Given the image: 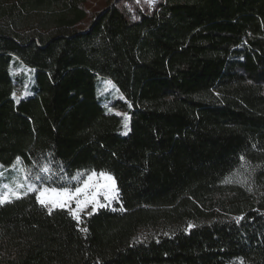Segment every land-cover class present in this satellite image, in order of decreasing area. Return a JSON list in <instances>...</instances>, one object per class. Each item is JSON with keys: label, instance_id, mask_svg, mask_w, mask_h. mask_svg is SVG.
I'll return each mask as SVG.
<instances>
[{"label": "trees", "instance_id": "1", "mask_svg": "<svg viewBox=\"0 0 264 264\" xmlns=\"http://www.w3.org/2000/svg\"><path fill=\"white\" fill-rule=\"evenodd\" d=\"M89 3L0 0V164L106 172L120 202L84 228L33 192L0 203V264H264V0Z\"/></svg>", "mask_w": 264, "mask_h": 264}, {"label": "rangeland", "instance_id": "2", "mask_svg": "<svg viewBox=\"0 0 264 264\" xmlns=\"http://www.w3.org/2000/svg\"><path fill=\"white\" fill-rule=\"evenodd\" d=\"M145 3H148L152 5L154 2H150V0H140ZM155 1V0H154ZM106 3V0H90L89 8L91 11H95L97 9H100L104 6ZM20 71H26L28 73V78L26 80V83L22 89L19 90V92L16 93L17 97H26L31 94V80H30V73L28 72L29 69L27 67H18L14 69V73H18ZM99 95L101 97V100L103 104L108 108L111 112H116L122 115L123 117V133H128L130 130V115L123 110H120L118 108H115L113 105V102L117 99H123V95L120 92L117 85L109 78H99ZM111 82V83H109ZM127 125V127L125 126ZM17 161V160H16ZM16 161L10 166L5 167L0 164V198L7 197V199H4V203L9 200H13L15 198L21 197L23 195H26L28 193H32V191H29V185H35L37 187H49V188H56V189H62L67 188L69 191H75V189L79 187H83V182L87 179L88 175H90L92 172H95L99 174L102 171H92L89 174H85L84 176L77 179V182L75 185L68 186V187H56L55 185L49 184L48 180H45L41 178L40 176H34L33 174H30L24 161L20 158L21 163L17 164ZM106 173V172H105ZM109 174V173H106ZM111 175V174H109ZM37 177H40V179H37ZM111 177L114 179V177L111 175ZM115 181V179H114ZM100 183H105V181L100 180ZM110 184V182H108ZM20 184H23V187H19ZM7 186V187H6ZM38 197V192H33ZM112 196L111 199L107 198L108 196ZM96 201L99 204H103L104 207L115 209L117 208L119 204V193L115 182L114 188L109 189H100L98 190V193L96 194ZM47 207L49 208H57L54 207L51 203L47 204ZM69 208L76 209V202L75 200L71 201L69 204ZM69 208H67L69 210ZM95 208V210H93ZM102 207H96L95 204H89L85 209L80 211L79 218L77 219L81 225L82 228H84L83 225V215L90 214ZM147 234V231L141 230L139 232V238L145 237ZM236 264H242L241 261H237Z\"/></svg>", "mask_w": 264, "mask_h": 264}, {"label": "snow or ice", "instance_id": "3", "mask_svg": "<svg viewBox=\"0 0 264 264\" xmlns=\"http://www.w3.org/2000/svg\"><path fill=\"white\" fill-rule=\"evenodd\" d=\"M139 2V0H138ZM150 2H154V0H150ZM111 83V82H109ZM127 127V125H125ZM126 134V133H125ZM17 164H20V158H17ZM42 171L50 172V168L48 166H44ZM40 179V177H37ZM103 180L105 183H100L99 181ZM110 182V184L108 183ZM243 182V181H241ZM23 184H20L19 187H23ZM7 187V186H6ZM115 187V181L111 177V175L106 174L105 172H100L99 174L92 172L88 175L87 179L83 182V187H77L75 191H69L67 188L56 189L49 187H37L35 185H29V191L38 192V200L42 205L47 206V204L51 203L54 207L57 208H69V204L71 201L75 200L76 209L69 208V211L75 218H79V213L83 209H85L90 203L95 204L96 207H104L103 204H99L96 201V194L100 189H109ZM107 198L111 199L112 196H108ZM7 197L0 198V202H3ZM95 210V208L93 209ZM51 211V209H50ZM84 231H87L84 229Z\"/></svg>", "mask_w": 264, "mask_h": 264}]
</instances>
